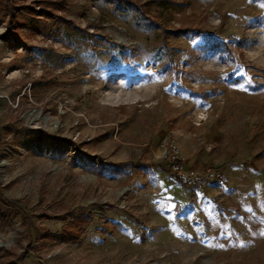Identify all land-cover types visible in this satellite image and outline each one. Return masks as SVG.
Here are the masks:
<instances>
[{"label":"rangeland","instance_id":"rangeland-1","mask_svg":"<svg viewBox=\"0 0 264 264\" xmlns=\"http://www.w3.org/2000/svg\"><path fill=\"white\" fill-rule=\"evenodd\" d=\"M119 3L0 7V264H264V0Z\"/></svg>","mask_w":264,"mask_h":264},{"label":"trees","instance_id":"trees-1","mask_svg":"<svg viewBox=\"0 0 264 264\" xmlns=\"http://www.w3.org/2000/svg\"><path fill=\"white\" fill-rule=\"evenodd\" d=\"M2 3H0V7L2 9H4L5 11H7L9 13L10 11V3L11 0H1ZM108 1H114L115 5H114V9L113 12L115 14H126L127 10L126 8H124L120 3L119 0H108ZM48 4H52L54 6H56L58 4V2H47ZM57 8V7H56ZM55 8V9H56ZM43 11H38L41 12L44 16H51L52 15V11L49 9H41ZM137 14H138V18H137V25H142L144 24V15L140 10H137ZM11 17L12 19H15L14 21H16V23H18L17 20L21 19V15L17 12V13H11ZM38 20V19H37ZM34 21H31L30 23H32ZM36 23V20L35 22ZM37 23H39V21H37ZM33 25V23H32ZM146 25V24H144ZM42 26V27H41ZM38 28H34L35 31H41L44 27L41 24V22L39 23V26L37 25ZM172 34H176V33H180L183 34L185 36H190V35H200V34H204V40L208 43H210V47H213L215 49H219L221 48L222 50H227L228 49V42H226L223 38H218L215 36H210V35H206L205 33H202L198 30H191L189 28H184V29H178L175 31H170ZM236 42V44L240 45L239 41H234ZM129 165H132L131 163H128ZM127 165V163H117L114 164L112 167V171L113 172H117L119 170L120 167ZM134 166V165H132ZM83 222L81 221V219H75L72 221H68L65 222V224L62 226L61 229V233L60 234H55V235H49L48 237H53V238H57L62 242H73V241H77L80 237V230L78 229V227L81 226ZM107 228V226L105 227Z\"/></svg>","mask_w":264,"mask_h":264},{"label":"built area","instance_id":"built-area-1","mask_svg":"<svg viewBox=\"0 0 264 264\" xmlns=\"http://www.w3.org/2000/svg\"><path fill=\"white\" fill-rule=\"evenodd\" d=\"M167 164L178 183L182 187L195 192L203 191L215 177V171L213 169L200 172L192 168H186L174 146H172V153L167 157Z\"/></svg>","mask_w":264,"mask_h":264},{"label":"crops","instance_id":"crops-1","mask_svg":"<svg viewBox=\"0 0 264 264\" xmlns=\"http://www.w3.org/2000/svg\"><path fill=\"white\" fill-rule=\"evenodd\" d=\"M185 167H186V168H192V169H194V170H196V171H199L198 169H199L200 166L197 167L198 169H196V168L192 167L191 165H188V164L185 163ZM201 171H203V170H201Z\"/></svg>","mask_w":264,"mask_h":264}]
</instances>
